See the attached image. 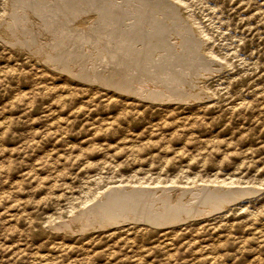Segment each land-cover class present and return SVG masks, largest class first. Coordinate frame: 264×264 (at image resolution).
I'll return each instance as SVG.
<instances>
[{"label": "rangeland", "instance_id": "1", "mask_svg": "<svg viewBox=\"0 0 264 264\" xmlns=\"http://www.w3.org/2000/svg\"><path fill=\"white\" fill-rule=\"evenodd\" d=\"M120 185L253 194L181 224L135 218L166 192L93 213ZM0 264H264V0H0Z\"/></svg>", "mask_w": 264, "mask_h": 264}, {"label": "bare ground", "instance_id": "2", "mask_svg": "<svg viewBox=\"0 0 264 264\" xmlns=\"http://www.w3.org/2000/svg\"><path fill=\"white\" fill-rule=\"evenodd\" d=\"M60 1V0H59ZM140 1V0H139ZM125 3V2H124ZM144 7V6H143ZM177 7V6H176ZM145 8V7H144ZM178 9V8H177ZM161 11V10H160ZM173 12V11H172ZM154 13H155V11H154ZM69 14V13H68ZM29 15V14H28ZM133 16V15H132ZM174 17V16H173ZM138 18V17H137ZM171 19V18H170ZM182 19V18H181ZM147 21V20H146ZM188 22V21H187ZM186 24V23H185ZM188 24V23H187ZM2 25V24H1ZM90 26V25H89ZM86 27V26H85ZM88 27V26H87ZM186 27V26H185ZM184 27V28H185ZM183 28V27H182ZM190 28V27H189ZM191 28H193V27H191ZM8 29V28H7ZM84 29V28H83ZM87 29V28H86ZM85 29V30H86ZM130 30V29H129ZM186 31H187V28L185 29ZM6 31V30H5ZM79 31V30H78ZM192 31H194V30H192ZM196 31V30H195ZM100 32V31H99ZM174 32V31H173ZM173 32L171 33V34H173ZM183 32V31H182ZM181 32V33H182ZM185 32V31H184ZM189 32V31H188ZM187 32V33H188ZM2 33H3V31H2ZM66 33V32H65ZM158 33V32H157ZM180 33V32H179ZM196 33H198V32H196ZM80 34V33H79ZM98 34V33H97ZM175 34H177L176 32H175ZM175 34L173 35V36H175ZM199 34V33H198ZM2 35V34H1ZM46 35V34H45ZM48 35V34H47ZM82 35V34H81ZM134 35V34H133ZM178 35H181V34H178ZM183 35V34H182ZM188 35V34H187ZM187 35H186V37H187ZM22 36V35H21ZM146 36V35H145ZM144 36V37H145ZM153 36V35H152ZM189 36V35H188ZM190 36H192V35H190ZM189 36V37H190ZM78 37V36H77ZM157 37V36H156ZM155 37V38H156ZM164 37H165V35H164ZM164 37H162V38H164ZM182 37V36H181ZM188 37V38H189ZM194 37V36H193ZM196 37V36H195ZM199 37V36H198ZM47 38V37H46ZM85 38V37H84ZM92 38V37H91ZM130 38V37H129ZM135 38V37H134ZM149 38H151V36L149 37ZM154 38V39H155ZM174 38H176V36L174 37ZM192 38V37H191ZM191 38H189V39H191ZM83 39V38H82ZM138 39V38H137ZM153 39V38H152ZM151 39V40H152ZM157 39H160V38H157ZM165 39V38H164ZM168 39V38H167ZM180 39V38H179ZM45 40V39H44ZM66 40V39H65ZM147 40V39H146ZM185 40H187V39H185ZM203 40V39H202ZM198 40V39H196V38H192V40H191V42L190 43H192L191 44V49L192 50H200L201 51V49L200 48H202V47H204L205 46V44H206V41L205 40ZM36 41V40H35ZM47 41H48V39H47ZM115 41V40H114ZM161 41V40H160ZM174 41V40H173ZM176 41H178V40H176ZM188 41V40H187ZM181 42V41H180ZM137 43H139V42H137ZM163 43H165V42H163ZM177 43V42H176ZM179 43V42H178ZM176 44L177 45V47L180 45V43L179 44ZM28 44V43H27ZM44 44H45V42H44ZM47 44V43H46ZM49 44V43H48ZM48 44H47V46H48ZM105 44V43H104ZM110 44V43H109ZM170 44V43H169ZM172 44V43H171ZM175 44V43H174ZM13 45V44H12ZM24 45V44H23ZM167 45V44H166ZM165 45V46H166ZM111 47L113 46V45H110ZM118 47H119V45H117ZM138 46V45H137ZM168 46V45H167ZM175 46V45H174ZM45 47H46V45H45ZM117 47V48H118ZM184 47H186V45L184 46ZM16 48V47H15ZM44 48V47H43ZM94 48V47H93ZM108 48H110V47H108ZM124 48V47H123ZM156 48V47H155ZM161 48V47H160ZM169 48V47H168ZM188 48V47H187ZM48 49V48H47ZM46 49V51H48ZM118 49H121V50H123L122 48H118ZM161 49H163V48H161ZM183 49V48H182ZM203 49V48H202ZM45 50V49H44ZM49 50H50V48H49ZM94 50V49H93ZM92 50V51H93ZM100 50H102V49H100ZM121 50L119 51V50H116V48H115V50H106L105 51V53H101L100 54V52H99V54L102 56L101 58H103L104 60H106L105 61V63H111V64H113V65H116L117 66V64L119 65V62H118V60H120L123 56V54H122V52H121ZM132 50H133V48H132ZM135 50L136 49H134V52H135ZM63 51V50H62ZM127 51H129V50H127ZM167 51V50H166ZM179 51V50H178ZM182 51V50H181ZM186 51V50H185ZM191 51V50H190ZM43 52V51H42ZM94 52H96L95 50L93 51V53ZM104 52V51H103ZM159 52V51H158ZM168 52V51H167ZM180 52V51H179ZM179 52H178V54H179ZM184 52V51H183ZM194 52V51H193ZM205 52V51H204ZM203 52V53H204ZM41 53V52H40ZM64 53V52H63ZM127 53V52H126ZM125 53V54H126ZM129 53V52H128ZM130 53H131V49H130ZM138 53H140V51H137L136 50V52H135V55H137ZM166 53V52H165ZM172 52H170V54H171ZM174 53V52H173ZM191 53V52H190ZM31 54V53H30ZM43 54H44V52H43ZM51 54V53H50ZM49 54V55H50ZM52 54H54V53H52ZM91 54H92V52H91ZM98 54V55H99ZM195 54H197L196 52H195ZM194 54V55H195ZM198 54H199V52H198ZM197 54V55H198ZM36 55V54H35ZM45 55H47V54H45ZM54 55H56V54H54ZM129 55H131V54H129ZM133 55V54H132ZM134 55V56H135ZM185 55V54H184ZM190 55H192V54H190ZM197 55H195V59H196V57H197ZM57 56H59L58 54H57ZM97 56V55H96ZM158 56V55H157ZM159 56H160V54H159ZM174 56H176V55H174ZM180 56V55H179ZM187 56V55H186ZM186 56H185V58H186ZM199 56V55H198ZM202 56V55H201ZM45 57V56H44ZM43 57V58H44ZM51 57V56H50ZM98 57V56H97ZM130 57V56H129ZM128 57V58H129ZM137 57V56H136ZM138 57H139V55H138ZM154 57V56H153ZM162 57V56H161ZM182 57H183V55H182ZM191 57V56H190ZM189 57V58H190ZM194 57V56H193ZM40 58V57H39ZM88 58V57H87ZM93 58H94V56H93ZM99 58V57H98ZM120 58V59H119ZM124 58V57H123ZM126 58H127V56H126ZM132 58V57H131ZM131 58L129 59V60H131ZM157 58V57H156ZM163 58V57H162ZM179 58V57H178ZM188 58V57H187ZM209 58H211V57H209ZM46 59H48V60H46ZM45 60H46V63L47 64H50L51 62H52V60L51 59H53V57H51V58H46ZM132 59H134V58H132ZM160 59V58H159ZM158 59V60H159ZM183 59V58H182ZM201 59H203V58H201ZM207 59V58H206ZM205 59V60H206ZM74 60V59H73ZM96 60V59H95ZM155 60V59H154ZM172 60H174V59H172ZM183 60H185V59H183ZM190 60V59H189ZM192 60V59H191ZM54 62H56L55 61V59L53 60ZM99 61V60H98ZM85 61H83V62H81L82 63V65H83V63H84ZM91 62H92V60H91ZM90 62V63H91ZM104 62V61H103ZM118 62V63H117ZM196 62V61H195ZM200 62H202V61H200ZM208 62V61H207ZM206 62V63H207ZM66 63V62H65ZM73 63H74V61H73ZM89 63V62H88ZM95 63V62H94ZM120 63H123L121 60H120ZM130 63V62H129ZM142 63V62H141ZM177 63H178V59H177ZM180 63V62H179ZM184 63V62H183ZM204 63V62H203ZM127 64V63H126ZM175 64V63H174ZM200 64H202V63H200ZM59 65H60V63H59ZM89 65V64H88ZM107 65V64H106ZM112 65V66H113ZM183 65V64H182ZM52 66H53V64H52ZM66 66V65H65ZM64 66V67H65ZM102 66V65H101ZM111 66V67H112ZM141 66V65H140ZM173 66V65H172ZM54 67V66H53ZM94 67H96V66H94ZM97 67H98V65H97ZM108 67V66H107ZM119 67V66H118ZM124 67V66H123ZM126 67V66H125ZM59 68V67H58ZM67 68V67H66ZM81 68V67H80ZM103 68H104V66H103ZM106 68V67H105ZM104 68V69H105ZM135 68V67H134ZM133 68V69H134ZM167 68V67H166ZM182 68V67H181ZM68 69V68H67ZM73 69V68H72ZM89 69V68H88ZM91 69V68H90ZM94 69V68H93ZM109 69V68H108ZM114 69V68H113ZM132 69V68H131ZM172 69V68H171ZM65 70V69H64ZM68 70H70V69H68ZM76 70V69H75ZM103 70V69H102ZM144 70V69H143ZM166 70V69H165ZM204 70V69H203ZM202 70V71H203ZM211 70V69H210ZM71 71V70H70ZM129 71V70H128ZM162 71H164V70H162ZM191 71V70H190ZM81 72V71H80ZM86 72H89V71H87L86 70ZM97 72V71H96ZM107 72V71H106ZM110 72V71H109ZM133 72H135V71H133ZM155 72V71H154ZM201 72V71H200ZM91 73V75H92V72H90ZM172 73V72H171ZM87 74V73H86ZM152 74V73H151ZM189 74V73H188ZM215 74V73H214ZM88 75H90V74H88ZM95 75V74H94ZM94 75H92V76H94ZM97 75V74H96ZM131 76V75H130ZM134 76V75H133ZM132 76V77H133ZM138 76V75H137ZM141 76H143V75H141ZM162 76V75H161ZM77 77V76H76ZM87 77V76H86ZM98 77V76H97ZM126 77V76H125ZM128 77V76H127ZM175 77V76H174ZM122 79V78H121ZM137 79V78H136ZM147 79V78H146ZM156 79V78H155ZM100 80V79H99ZM159 80H161V79H159ZM88 81V80H87ZM140 81V80H139ZM145 81V80H144ZM186 81V80H185ZM152 82V81H151ZM156 82V81H155ZM163 82V81H162ZM181 82V81H180ZM124 83V82H123ZM142 83V82H141ZM146 83V82H145ZM184 83V82H183ZM195 83H197V82H195ZM139 84V83H138ZM150 84V83H149ZM168 84V83H167ZM176 84V83H175ZM178 84V83H177ZM187 85V84H186ZM190 85V84H189ZM149 86H151V85H147V88H149ZM155 87V86H154ZM192 87V86H191ZM113 88H114V86H113ZM128 88V87H127ZM130 88H131V86H130ZM136 88V87H135ZM167 89V88H166ZM204 89V88H203ZM127 89H125V91H126ZM146 90V89H145ZM130 91V90H129ZM171 91V90H170ZM148 92V91H147ZM164 92V91H163ZM159 93V92H158ZM162 93V92H161ZM166 93V92H165ZM168 93V92H167ZM179 93H180V91H179ZM184 93V92H183ZM189 93H190V91H189ZM149 94H151V93H149ZM153 95V94H152ZM159 95V94H158ZM158 95H155V96H157V98H158ZM164 95V94H163ZM175 95V94H174ZM182 95V94H181ZM187 95V94H186ZM205 95V94H204ZM173 96V95H172ZM180 96V95H179ZM183 96V95H182ZM193 96V95H192ZM154 98V97H153ZM174 98V97H173ZM158 101V100H157ZM223 185V184H222ZM142 186V185H141ZM204 186V185H203ZM226 186V185H225ZM225 186H223V187H219V188H214V187H212L211 185L209 186V187H201V186H199V187H197V189H192V190H187V191H184L183 192V194H182V196H178L177 194H179V192H181L180 190V188H158V189H154L153 188V191H150L149 189V191H146V193H144V189H140V188H137V189H134L133 188V190L132 189H129L131 186L129 185V186H117V187H113V188H109V189H106V191L105 190H103L101 193H98L97 194V197L95 196L94 197V199L96 198H98L97 200H98V202H96L95 201V203H94V205L92 206L91 205V207L89 206V208L91 209V210H94L93 211V213L95 212V210H101V208H103V207H106L107 206V203H119V201L120 200H124V199H126V200H130V199H132L134 196H139V198H141V200L143 201V196H146V197H155L154 195L155 194H157V193H159V192H166L167 194L168 193H170V195L168 196L167 195V200L166 201H168V202H170L171 204H169L170 205V207H169V209H168V207L166 208L165 206H164V204L162 203L163 202V200H160V198L158 197V196H156V198H155V200L153 201L152 200V198H151V200L153 201V203H155V204H157V203H159V207H153V206H151V207H153V209L152 210H159V209H162L163 211H165L166 209L168 210V212L169 213H166V214H159V213H157V214H151V213H155V212H147V210H145V209H142V212H138L137 210H135V211H137V215L135 216V218H139V219H141L142 221H148V222H151V223H161V224H171V223H174V224H181V223H184L186 220H188V219H192V218H194V217H197V216H201V215H203V214H207V212L206 211H204V210H202V209H200V208H210V212L209 213H211L212 211H215V210H218V209H223V208H225V207H227V205L229 206V205H231L230 204V202L232 203L234 200H238V199H240V198H243V196H246V195H249V194H253V191H251L250 193H247L246 192V190H232V191H229V194H230V192H232V193H234L235 194V196L234 197H232L234 194H232L231 193V195H229V196H231V198H228L229 196H228V194L227 195H222L221 193L223 192H220L221 191V189H224L225 188ZM144 188V187H143ZM157 188V187H156ZM194 188H195V186H194ZM209 188H213V189H209ZM230 188H231V186H230ZM129 189V190H128ZM146 189V188H145ZM195 190V191H194ZM225 190V189H224ZM230 190V189H229ZM226 191H228V190H226ZM99 192V191H98ZM225 192V191H224ZM223 192V193H224ZM166 193L165 194H163V193H161L160 195H166ZM225 194V193H224ZM250 196V195H249ZM248 196V197H249ZM252 196V195H251ZM236 197V198H235ZM139 198H136V199H139ZM99 199L101 200V201H99ZM135 199V198H134ZM230 199V200H229ZM131 202V201H130ZM132 202H133V200H132ZM136 202V201H135ZM124 203V202H123ZM128 203V202H127ZM147 203H148V201H147ZM164 203H165V201H164ZM88 204V203H87ZM91 204V203H90ZM126 204V203H125ZM137 204L138 205H141L139 202H136V204L134 203H132V204H130V206L129 207H134V206H137ZM148 204H150V203H148ZM234 204V203H233ZM127 205V204H126ZM134 205V206H133ZM151 205V204H150ZM149 205V206H150ZM168 205V206H169ZM142 206V205H141ZM128 207V208H129ZM119 208H121V207H119ZM140 208V207H139ZM138 208V209H139ZM108 209V208H107ZM106 209V210H107ZM115 209H117V208H115ZM131 209V208H130ZM91 210H90V212H91ZM105 210V211H106ZM122 210V209H121ZM111 211V210H110ZM109 211V212H110ZM89 212V211H88ZM114 212V211H113ZM116 212V211H115ZM134 212V211H133ZM133 212H131V214L133 213ZM162 212V211H161ZM98 213V212H97ZM102 213V212H101ZM213 213V212H212ZM86 214V213H85ZM107 215V214H106ZM105 215V216H106ZM117 215V214H116ZM94 216V215H93ZM99 216H101V215H99ZM129 216H131L130 214H129ZM98 217V216H97ZM134 217V216H133ZM116 218H117V216H113L112 217V219H114V220H116ZM125 218H126V216H125ZM128 218H130V217H128ZM113 220V223L115 222ZM136 220V219H135ZM117 221V220H116ZM180 221H182V222H180ZM119 222H120V219H119ZM176 222V223H175ZM178 222V223H177ZM107 223V222H106ZM147 224H149V223H147ZM102 225V224H101Z\"/></svg>", "mask_w": 264, "mask_h": 264}]
</instances>
